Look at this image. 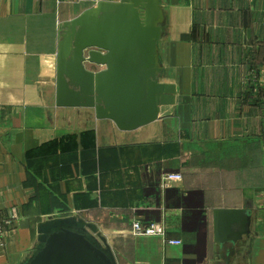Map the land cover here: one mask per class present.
Returning a JSON list of instances; mask_svg holds the SVG:
<instances>
[{
    "label": "crops",
    "instance_id": "obj_1",
    "mask_svg": "<svg viewBox=\"0 0 264 264\" xmlns=\"http://www.w3.org/2000/svg\"><path fill=\"white\" fill-rule=\"evenodd\" d=\"M158 1V82L175 102L125 132L56 104L63 25L120 0H0V264H22L38 226L68 217L95 225L117 264H216L213 211L247 205L232 264H264V0ZM134 221L181 246L133 236Z\"/></svg>",
    "mask_w": 264,
    "mask_h": 264
},
{
    "label": "water",
    "instance_id": "obj_2",
    "mask_svg": "<svg viewBox=\"0 0 264 264\" xmlns=\"http://www.w3.org/2000/svg\"><path fill=\"white\" fill-rule=\"evenodd\" d=\"M161 18L158 0H120L99 3L65 23L58 44L57 106L93 109L96 119L125 132L158 120L176 93L173 85L158 82ZM252 220L250 205L213 211L216 264H232L237 244L251 236ZM37 234L22 264H117L97 227L79 217L43 222Z\"/></svg>",
    "mask_w": 264,
    "mask_h": 264
},
{
    "label": "built area",
    "instance_id": "obj_3",
    "mask_svg": "<svg viewBox=\"0 0 264 264\" xmlns=\"http://www.w3.org/2000/svg\"><path fill=\"white\" fill-rule=\"evenodd\" d=\"M181 179L180 175H176V174H172V175H166L163 178V182L167 183L169 181H178ZM9 223L6 222L3 217L2 214L0 212V245H2L3 243V239H4V234H5V225ZM131 230H132V235L135 237H159L162 239V243L165 247L167 246H181V243L179 241H171V240H166L165 238V228L163 224H142L139 221H134L132 222L131 225Z\"/></svg>",
    "mask_w": 264,
    "mask_h": 264
},
{
    "label": "rangeland",
    "instance_id": "obj_4",
    "mask_svg": "<svg viewBox=\"0 0 264 264\" xmlns=\"http://www.w3.org/2000/svg\"><path fill=\"white\" fill-rule=\"evenodd\" d=\"M179 248H177V251H178Z\"/></svg>",
    "mask_w": 264,
    "mask_h": 264
}]
</instances>
